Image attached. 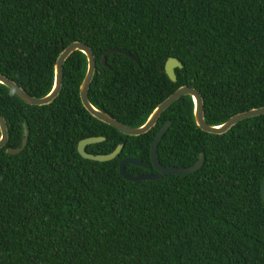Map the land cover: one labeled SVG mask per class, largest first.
Listing matches in <instances>:
<instances>
[{"label": "trees", "instance_id": "obj_1", "mask_svg": "<svg viewBox=\"0 0 264 264\" xmlns=\"http://www.w3.org/2000/svg\"><path fill=\"white\" fill-rule=\"evenodd\" d=\"M74 41L97 58L91 101L128 126L144 124L184 85L201 92L212 125L264 106V0H0V73L31 95L49 93ZM170 57L183 64L177 81L165 70ZM86 71V55L75 51L60 95L42 106L0 84L9 129L0 149V264H264V114L213 134L196 124L186 95L149 132L127 135L84 107ZM169 121L160 163L189 167L203 153L204 165L160 179L122 176L128 157L148 165L129 163V174L159 173L151 148ZM25 125L26 147L8 153L22 146ZM91 136L106 138L90 153L123 148L113 160L84 158L78 144Z\"/></svg>", "mask_w": 264, "mask_h": 264}, {"label": "water", "instance_id": "obj_2", "mask_svg": "<svg viewBox=\"0 0 264 264\" xmlns=\"http://www.w3.org/2000/svg\"><path fill=\"white\" fill-rule=\"evenodd\" d=\"M75 51H81L83 52L87 57V71L85 74V77L82 81V84L80 86V96L82 103L84 107L96 118L99 120L115 127L120 132L132 135V136H139L142 134H145L149 132L152 128H154L162 113L166 111L171 105H173L177 100H179L181 97L190 95L193 98L194 102V117L196 124L204 131L213 133V134H224L228 132L233 126H235L240 121L259 116L264 114V106L252 108L250 110L237 113L230 117L227 121H225L222 124L219 125H212L209 124L206 120V110H205V103L204 98L201 94V92L194 87L184 85L179 87L174 93H172L169 97H167L163 102H161L152 112L150 117L147 119V121L137 127L128 126L121 121H119L116 117L111 115L109 112L104 111L103 109L97 107L90 99L89 97V91L91 88V84L93 82V79L96 74L97 70V58L95 55V52L91 46L88 44L82 42V41H74L71 44H69L59 55L56 64H55V71H54V84L52 89L44 96H33L30 93H28L19 83H17L15 80L9 78L8 76L0 73V84L5 85L10 90H12L20 99H22L24 102L31 104V105H48L54 102V100L60 95L63 83H64V65L67 61V59L75 52ZM115 50H111L110 52H113ZM122 52L121 50H117ZM102 62L106 65V55L102 57ZM182 68L183 64L182 62L175 58L170 57L166 64H165V70L167 75L170 77L172 81H177V75H176V68ZM172 122H167L165 125L161 127L159 132L154 138L151 153H152V162L155 166V168L159 171L158 174H140V175H132L129 174L126 170L127 164L131 163L134 165H138L144 168H148V165L141 161L138 158L134 157H128L123 159L120 162V172L122 176H124L126 179L131 181H140V180H148V179H160L165 174H189L192 173L198 169H200L204 165L205 156L203 153H201L199 160L196 164L189 166V167H168L164 166L160 163L157 157V148L159 145V142L161 141L164 134L167 132V130L170 128ZM0 149L4 148L9 141V129H8V123L6 118L0 113ZM28 136H29V129L27 125H25V136L23 138L22 146L18 148H7V152L10 154H18L21 151L24 150V148L27 145L28 142ZM106 137L104 136H91L88 138L82 139L78 144V151L79 153L87 159L96 160V161H109L115 159L118 154L121 152L123 148V144H120L114 151L106 154H93L87 151V146L90 144L98 143L101 141H104ZM262 196L264 199V179L262 182Z\"/></svg>", "mask_w": 264, "mask_h": 264}]
</instances>
